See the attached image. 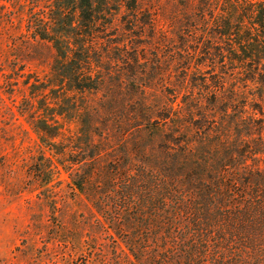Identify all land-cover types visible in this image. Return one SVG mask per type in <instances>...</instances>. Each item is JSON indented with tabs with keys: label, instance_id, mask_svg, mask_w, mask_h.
<instances>
[{
	"label": "rangeland",
	"instance_id": "rangeland-1",
	"mask_svg": "<svg viewBox=\"0 0 264 264\" xmlns=\"http://www.w3.org/2000/svg\"><path fill=\"white\" fill-rule=\"evenodd\" d=\"M53 1L0 0V264H118L116 236L102 226L100 214L57 158L80 161L87 153L80 144L86 135L107 153L104 159L113 160L121 138L116 120L154 117L167 105L180 118L188 109L195 114L208 106L215 89L203 91L199 84L210 85L214 78L224 82L222 91H214L216 106L221 100L231 104L227 96L236 90L233 99L246 101L245 110L256 104L264 111V88L244 81L238 70L226 71V60L225 70L218 64L210 73L206 57L199 55L202 28L188 25L191 1L108 0L104 7L98 0L97 11L110 12L103 23L112 34L103 39L108 44L97 39L99 48L89 53L102 84L76 94L59 78L51 83L55 52L28 29ZM114 42L117 47L109 46ZM186 53L193 59L182 67ZM214 112L220 123L222 113ZM227 114L236 116L223 119L222 128L233 132L243 115ZM138 131L125 137L133 156L159 157L165 128ZM75 146L83 152L71 151Z\"/></svg>",
	"mask_w": 264,
	"mask_h": 264
},
{
	"label": "trees",
	"instance_id": "trees-1",
	"mask_svg": "<svg viewBox=\"0 0 264 264\" xmlns=\"http://www.w3.org/2000/svg\"><path fill=\"white\" fill-rule=\"evenodd\" d=\"M97 1L54 0L36 24H28L32 38L55 52L51 83L59 78L76 94L102 84L89 53L99 48L97 39L112 34L103 23L110 12L97 11ZM189 1L194 12L188 25L194 31L202 28L199 55L206 57L210 73L218 64L223 71L226 60V71L238 70L244 81L264 88V0ZM115 43L109 46L117 47ZM191 59L186 53L182 67ZM223 86L222 77L199 84L203 91H222ZM214 91L208 106L195 114L188 109L186 117L167 105L154 117L116 120L121 138L111 161L86 135L80 144L87 153L80 161L57 158L75 189L100 214L102 226L116 236L112 243L118 264H264V111L256 104L251 112L245 110L246 101L233 99L236 90L227 96L231 104L221 100L216 106ZM210 105L223 119L235 118L228 111L243 115L240 125L233 132L224 130L223 119L216 120ZM155 127L167 131L156 148L160 156H133L125 137Z\"/></svg>",
	"mask_w": 264,
	"mask_h": 264
}]
</instances>
